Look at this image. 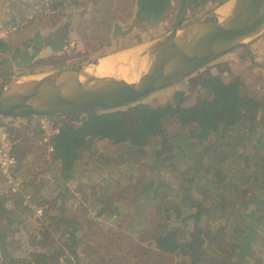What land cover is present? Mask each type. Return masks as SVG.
<instances>
[{
    "label": "trees",
    "instance_id": "obj_1",
    "mask_svg": "<svg viewBox=\"0 0 264 264\" xmlns=\"http://www.w3.org/2000/svg\"><path fill=\"white\" fill-rule=\"evenodd\" d=\"M223 1L190 0L197 7ZM47 5L55 8L61 2ZM137 7L151 23L164 17L169 5L168 0H137ZM63 33H50L48 37L36 33L35 40L49 45L60 35V44L56 45L60 47ZM3 47L7 45L0 39V49ZM212 70L216 69L212 66ZM215 73L211 71L199 81L201 95L193 100L186 94L190 88L196 89L195 73L181 79L186 80L187 89L171 91L163 104L137 101L112 109L54 116L59 131L51 138L53 154L49 164L45 163L47 169L54 170L53 177L48 182L39 181L37 176L27 177L24 189L33 202H42L39 205L45 219L56 218L63 230L56 231L51 240L55 241L43 245V249L26 246L21 252H13L10 240L33 210L22 203L21 195L11 198L0 185V264H52L65 251L74 257L67 259V264H80L81 256L89 258L93 247L87 244L86 253L80 248L85 229L75 215L66 216V197L77 204L86 203L88 207L81 206L82 212L93 211L94 225L89 230L99 226L96 220L102 219L115 224L125 222V216L130 221H144L147 224L140 223V231L132 232L144 237L147 251L152 247L157 255L186 264L247 262L253 255L256 228L264 227L260 210L264 207V119L258 118L259 112L264 113V102L257 98L264 87L250 86L239 75L227 80ZM168 121L179 125L171 136L165 130ZM155 139L159 141L153 142ZM95 141L108 142L114 151L94 157L91 145ZM84 149L90 153L83 154ZM123 154L125 160L117 157ZM85 155L93 159L85 163ZM145 156L146 175L138 172L142 165L138 159ZM89 163L104 167L98 188L88 183ZM107 169L108 173L102 175ZM68 183L77 186L76 195ZM48 192H52L56 204L43 202ZM47 225L40 226L46 236L54 229ZM126 232L133 234L127 228L122 231ZM123 237L119 233L115 243L130 240ZM124 262L119 264H128Z\"/></svg>",
    "mask_w": 264,
    "mask_h": 264
},
{
    "label": "rangeland",
    "instance_id": "obj_2",
    "mask_svg": "<svg viewBox=\"0 0 264 264\" xmlns=\"http://www.w3.org/2000/svg\"><path fill=\"white\" fill-rule=\"evenodd\" d=\"M34 2L33 0H0V29L5 27L8 29L9 25L16 26L15 30L9 31L4 36L0 32V39H3L4 43L7 45V47H3L0 49V78L13 75H23L27 73L49 71L90 62L91 60H94L97 57L106 54H103V52L106 51V49L108 48L107 46H109L110 49L112 48V52H116L115 50L121 51L123 49L141 44H135V42L142 39L144 40L142 42H151L160 35L168 32L175 26L182 12V7L184 4L182 0H175V3L173 5L174 7L170 11V13H172V16L168 18L166 23H162V25L164 24L163 26L165 27L161 29L162 27H159V24L163 22L161 20L164 17H161V19L159 18L155 22H151L148 26L147 23H145V21L139 16H135L133 19L125 17L127 12L130 13L128 10L131 6V3L129 0H126V3H124L125 1H119L118 8L120 10V21L123 23L121 28L123 29H118V32L122 36L123 41L113 42L112 36L116 34L115 31L117 29H115V27L114 29H111V24H109L110 18H104L103 24H100L101 20L97 19V17H85V11L86 14H90L91 10L93 9V5L95 4L84 0H77L72 4H70V2L68 1L63 4V7L52 8V12L49 14L47 11L45 12L42 6H46L48 2H50V0H44V2L42 3L36 0H34ZM30 3H32L33 5L29 7ZM85 3L90 8L89 11H87L86 7H84ZM101 3L104 6H108L109 4L107 1H102ZM219 4L220 3H212L206 5L204 4L197 7L193 2L189 1L183 15L182 24H186L199 17H202L206 13L211 12ZM24 7H29L31 10L27 9L26 11H22ZM99 7H101L100 4ZM168 10L169 7L165 15H167ZM101 13L102 12H100V15ZM10 22L16 23L10 24ZM147 26L149 28L156 27L158 29H147ZM58 32H64L62 35L63 42L60 47L56 46L58 45L57 43H59L58 41L60 40L59 34V37H57L58 40H55L54 42L51 41V44L49 45H42V43L38 39L35 40L36 33L41 34L43 37H48L50 33L57 34ZM263 40L264 33L252 40L248 49H246L245 47H238L229 52H233V54L230 55H237V60L233 57H230L231 59L236 60L235 64L232 67L237 72L239 70L238 75L243 77L244 79L250 78L248 69L249 67H252L256 64L254 61H261L259 59H262L260 52L264 48V44L260 43ZM123 43L127 47H124ZM259 45H261V47H259ZM101 46H106L107 48H97ZM121 46L123 47L121 48ZM113 48H115V50ZM225 59H227L225 56H220L209 65H206L195 72V75L193 77H196L194 78L196 79V81L194 80L196 89L194 91L192 90V87V89L190 88L191 91H187V99L193 100L196 95H201V92L198 90L199 81L203 77H205L206 74H210L211 70L209 69L212 68V65H214L215 63L216 73L221 74L224 79H226L228 75L231 76V71L229 70L230 66H227L223 63ZM251 80L252 79L244 81L250 84ZM251 83L252 84H250V86H253L255 84H258L259 86L261 84L260 87H264V80L261 82L251 81ZM188 87L189 86L188 84H186V80H181L173 85L150 93L139 101L142 103H150L155 105L163 104L169 99L171 91L175 89L185 90ZM260 91L262 92L257 96V98L264 102V89ZM263 114L264 113L261 114V112H259L258 118L263 117L264 119ZM27 118L35 120V118ZM0 119V121L7 124L11 130L15 129L12 122H8V117H3ZM36 119L38 120V118ZM61 119L67 120L68 117H61ZM33 125L36 127V123H34ZM178 126V124L168 121L165 124L166 134H169V136L173 135L172 132L178 130ZM34 137L38 139L37 135H35L32 137V139H28V141L26 139L23 140L22 143L19 142L20 147H17L19 148L17 152L25 151L24 153L28 156V159L25 161L23 168L20 169L19 174L21 175V177H23V180L30 176H37V179L39 181L41 180L42 182H48V180H51V177H53L52 175L54 173V170L47 169L45 163L49 164L53 153L49 154L47 152L46 154V152H43L46 147L42 146L40 148L37 145L38 141ZM157 141H159V139H155L153 142ZM21 144H23V147L21 146ZM114 148L115 147L108 145V142L106 143V141H95L91 145V150H93V154L95 155L94 157L96 158L101 153L113 152ZM89 153L90 152L87 151V149L83 152V154ZM85 156V163H88L91 159H93L92 157H88L87 155ZM117 157H122L125 160L124 154L121 156L118 155ZM138 160L142 162L140 171L138 172L146 175L147 156L142 157ZM168 164H172V161L170 163L168 162ZM88 166L92 167V169L87 167L88 171L91 170L90 181L88 180V183H93L95 184L94 186L98 188L102 182L100 172L101 169H104V167L95 168L93 167L92 163H89ZM19 168L20 165L17 167V169ZM167 168H169V166ZM108 171V169L103 171L102 175L105 176ZM136 173L137 171L135 172V174ZM19 174L18 176H20ZM67 185L72 191V194L76 195L75 189L77 186L74 183H68ZM139 188H141V186ZM2 192L6 193L5 187L2 188ZM8 196H13L11 198H18V195L9 194ZM21 197L22 195L19 198ZM52 197H54L52 192H48L47 197L45 198V200L43 199V202H47L49 206L56 204L58 201L52 199ZM76 199L80 198L77 197ZM33 203L35 205H38L42 202L37 199V202L34 201ZM64 204L67 205V210L65 211L66 216L70 217L71 215H75V219H77V221L81 223L82 227L85 229V235H81L80 237V241L82 243L80 248H82L84 253L88 251V248L86 247L87 244L92 245V247L94 248L91 249L92 252H89L90 256L87 260H84V256L80 257V264H119V262L125 263L124 261H127L128 264H186V261L176 260L169 256H163L162 254L157 255L152 247H150V251H147V241H145V238L143 237V239H141V237L136 236L132 232L134 231L135 233H137L138 231H140V223H142V225L147 224L144 221L135 222V220H131V222L129 220V217L125 216V222H116L115 224L111 223L110 219H108V221L106 219H102L96 220L100 224L99 226L96 225L93 227V230H89L90 226L94 225V222L91 219L93 211L90 210V213L88 214L87 211L86 213L81 211V206L85 209V207H88L87 204H83V202L82 204H77L76 202H74V199L68 197H66V201ZM141 206H145V204H141ZM260 210L264 214V207L260 208ZM21 212L22 211H20V213ZM2 219L3 217L1 216L0 220L2 221ZM44 224H48L54 227V229L51 230L52 234L47 233L48 236H46L45 231H42V229L40 228V226ZM126 228L127 231H130V233L132 232L133 234L129 235L127 232L122 233V231L126 230ZM59 230H63L61 223H59L56 218L45 219L44 210L42 215L31 212L29 218L25 220V225H21L20 227H18V230L14 232V236H12L9 243V248L13 252H16L18 250L21 252L23 248H26V246L43 249V245L53 243V241H55L51 240L56 237V231ZM88 231L93 235L90 236V239L87 237L88 235H91L88 234ZM102 232H104V236L101 235ZM119 233L125 236L122 239L129 238L130 240H119L118 245L117 243H115V238L119 237ZM262 238H264V227L258 226V228H256L254 241L252 242L253 255L248 257L247 262L241 264H258V262L264 264V239L262 240ZM72 256L73 255H71L70 253L68 254L65 251L64 254H60L57 259H54L51 262L52 264H67V259H70V257ZM122 256H125L124 261L122 260Z\"/></svg>",
    "mask_w": 264,
    "mask_h": 264
},
{
    "label": "water",
    "instance_id": "obj_3",
    "mask_svg": "<svg viewBox=\"0 0 264 264\" xmlns=\"http://www.w3.org/2000/svg\"><path fill=\"white\" fill-rule=\"evenodd\" d=\"M189 1L184 0L175 26L151 42L71 67L0 78V118L66 116L134 103L235 48L248 49L264 33V0H224L211 12L182 24ZM225 5L227 12L220 16ZM130 51L129 56L144 61L134 81L96 77L93 69L103 58Z\"/></svg>",
    "mask_w": 264,
    "mask_h": 264
},
{
    "label": "crops",
    "instance_id": "obj_4",
    "mask_svg": "<svg viewBox=\"0 0 264 264\" xmlns=\"http://www.w3.org/2000/svg\"><path fill=\"white\" fill-rule=\"evenodd\" d=\"M36 1H38L40 3L44 2V0H36ZM51 1L52 2L53 1H60L61 5H58V8H59V7H63V4L65 2L69 1L70 4H72V3L76 2L77 0H50V2ZM84 1H89L90 3L95 4V5H93V9L91 10L90 14H86V11H85V17H89V16H91L93 18L97 17V19L101 20L100 24H103L104 18H107V17L110 18V23L109 24H111V29H114V27H115V29H117L115 31L116 34L114 36H112V41L113 42H121V41H123L122 36L118 32V29H123V28H121L123 23L120 21V14H119L120 10L118 8V5H119V1H123V2L125 1L124 3H126V0H118V1L117 0H84ZM102 1H107L109 3L108 6H104L101 3ZM129 1L131 3L130 4L131 6L129 7L128 11L130 13L127 12L125 17L133 19L135 16H139L149 26L150 22L149 21L147 22V14L145 12H141V11L138 10L137 0H129ZM29 2H31V1H29ZM33 2H34V0H33ZM174 3H175V0H168L169 10L167 12V15H165L164 18L161 20L163 22H161V24H159V27H162L161 29H163L165 27V26H163L164 24L162 25V23H166L168 18L172 16V13H170V11L173 9ZM30 4H32V3H30ZM99 4H100L101 7H99ZM42 7L45 10V12L47 11L49 14L52 12V8H50L48 5L42 6ZM46 7H47V9H46ZM84 7H86L87 11H89L90 8L86 5V3L84 5ZM100 12H102L101 15H100ZM148 26H147V29H158L156 27H150L149 28ZM142 41H144V40L142 39L140 41H137V42H135V44L136 43H143ZM260 44H264V40L261 41ZM123 46L127 47L124 43H123ZM123 46H121V48ZM107 47L109 48V46H107ZM107 47L106 46H101V47H97V48L98 49H106ZM259 47H261V45H259ZM107 49H106L105 52H103V54L104 53L107 54V53H111L112 52L111 51L112 48L111 49L109 48L108 50ZM113 49L115 50V48H113ZM263 49L260 52L261 56H262V59H259V60H261V61H254L256 64L254 66H252V67H249V69H248L249 70V74H250V78L249 79H244V80L252 79L251 81H253V82H261V81L264 80V61H263L264 50ZM115 51H117V50H115ZM230 54H233V52L232 53L228 52L225 55H222V56H225L227 58V59H225L223 61V63L225 65H227V66H230L229 70L231 71V76L228 75L227 78H226L227 80H229L230 78H232L234 76H238V73H239V70L237 72L232 67L235 64L236 60H237V55H230ZM230 57H233L236 60L235 59H231ZM239 63H240V61H239ZM212 66H213L214 69H216V63L214 65H212ZM209 70H211L212 72H215V70H212V68H210ZM251 81H250V84H252ZM29 118H35V120L34 119H28L27 117H22V118L8 117V119H7L8 122H12V124H13L15 129L11 130L9 128V130H10L11 134L13 135V137L18 141V143H17V145L15 147V154H16V157L18 158L17 167L20 165L19 169H17V167H16V174L17 175L19 174L20 169L23 168V165L25 164V161L28 159L27 154L24 153L25 151L24 152L23 151L17 152L18 149H19L17 147H20L19 142L22 143V141L26 140V139L28 141V139H32V137L35 136V135H37V137L39 139V134H40L39 126H38L39 119L37 120L36 119L37 117H29ZM34 123H36V127L33 125ZM35 139L38 141L37 138H35ZM21 146L23 147V144H21ZM20 177H21V175H20ZM21 178L23 179V177H21ZM0 185H1L2 188H4V184H3V181L1 179V177H0Z\"/></svg>",
    "mask_w": 264,
    "mask_h": 264
},
{
    "label": "built area",
    "instance_id": "obj_5",
    "mask_svg": "<svg viewBox=\"0 0 264 264\" xmlns=\"http://www.w3.org/2000/svg\"><path fill=\"white\" fill-rule=\"evenodd\" d=\"M7 29L2 28L0 32L6 35L9 31L15 30V25H9ZM39 139L37 145L41 148H46L43 152L53 153V146L51 145V138L59 131V127L55 123L54 117H39ZM1 120V119H0ZM18 141L11 134L7 124L0 121V176L3 181L6 194L22 195V203L28 206L33 213L43 214L42 207L38 204H33L29 193L25 192L23 179L16 174V167L18 165V158L15 154V146Z\"/></svg>",
    "mask_w": 264,
    "mask_h": 264
},
{
    "label": "bare ground",
    "instance_id": "obj_6",
    "mask_svg": "<svg viewBox=\"0 0 264 264\" xmlns=\"http://www.w3.org/2000/svg\"><path fill=\"white\" fill-rule=\"evenodd\" d=\"M227 9V5L222 6L219 10V15L224 16ZM131 54L132 52L130 51L128 54L118 53L111 57L103 58L98 66L93 69L96 77H116L127 81H134L142 72L144 61L140 62L137 55L129 56Z\"/></svg>",
    "mask_w": 264,
    "mask_h": 264
}]
</instances>
